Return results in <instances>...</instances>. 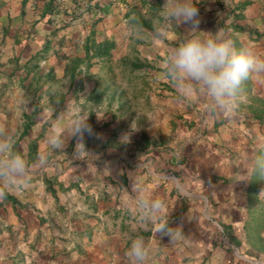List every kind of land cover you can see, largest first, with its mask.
Here are the masks:
<instances>
[{
	"label": "rangeland",
	"instance_id": "rangeland-1",
	"mask_svg": "<svg viewBox=\"0 0 264 264\" xmlns=\"http://www.w3.org/2000/svg\"><path fill=\"white\" fill-rule=\"evenodd\" d=\"M39 1L28 0L25 22L9 12L0 24V127L20 137L15 151L25 159L36 143L35 157L30 152L28 158L31 170H69L79 162L89 173V165L112 160L110 165L121 162L122 178L127 173L126 179L142 174L148 180L143 183L163 180L153 198L223 199L241 244L264 256L257 251L264 250V177L250 176L249 167L250 157L264 150V73L246 82L231 113L209 111L206 99L186 100L162 77L163 58L188 38L187 25L173 24L153 39L164 0H97L103 10L96 13L90 12L92 0H48L44 8ZM193 2L201 19V32L193 35L222 34L237 49L264 59V0ZM104 4L113 6L108 17ZM133 18L148 40L126 33L125 21ZM90 25L96 29L88 36ZM71 105L90 114L94 132L85 134L90 155L80 160L73 159L75 139L63 152L47 141ZM125 134L129 140L121 142ZM40 158L47 160L43 167ZM216 206L209 203L208 211Z\"/></svg>",
	"mask_w": 264,
	"mask_h": 264
},
{
	"label": "crops",
	"instance_id": "crops-1",
	"mask_svg": "<svg viewBox=\"0 0 264 264\" xmlns=\"http://www.w3.org/2000/svg\"><path fill=\"white\" fill-rule=\"evenodd\" d=\"M27 2L0 0V24L9 12L25 22ZM45 2L39 1L42 8ZM92 2L91 13L103 10L99 1ZM112 8L104 4L106 17ZM95 27L90 25L86 35L93 34ZM29 149L25 153L28 164ZM111 161L89 165V173L79 162L69 170L33 171L29 165L28 187L9 191L0 199V264H128L126 252L137 237L152 243V264H264V256L252 254L254 246L241 244L230 213L221 205L223 199H162L169 221L173 227H182L185 238L175 244L166 236L160 239L150 224L139 222L129 201L136 195L133 183L139 192L151 196L163 180L153 177L157 180L143 183L148 180L142 174L126 179L127 173L122 178L121 162L110 165ZM162 188L170 192L166 184ZM209 203L217 205L214 213L208 211ZM248 220V227L253 228L255 218L251 215Z\"/></svg>",
	"mask_w": 264,
	"mask_h": 264
},
{
	"label": "clouds",
	"instance_id": "clouds-1",
	"mask_svg": "<svg viewBox=\"0 0 264 264\" xmlns=\"http://www.w3.org/2000/svg\"><path fill=\"white\" fill-rule=\"evenodd\" d=\"M201 19L198 6L193 0H164L160 6L155 24L153 39L165 34L173 24L187 25V39L169 50L162 60V77L167 80L186 100L196 97L207 100V109L220 113H231L244 96L247 81L264 73V59L251 49H237L233 42L219 33L204 32L205 35H193L199 30ZM126 33L140 40H148L140 23L133 19L125 21ZM54 111V109H49ZM89 115L78 106L66 107L61 123L53 125L47 141L54 151L63 152L68 142L76 140L73 159H82L90 155L85 144V134H94L89 124ZM97 119H103L99 114ZM129 135L122 137L123 142ZM47 160L40 158L41 167ZM250 176L264 177V150L250 157ZM30 169L26 159L15 151L14 135L0 127V199L7 192L27 188ZM245 180H250L246 178ZM136 192L129 204L136 209L141 224H150L151 231L160 239L168 237L170 243L183 240L181 226L173 227L167 216L164 200L142 194L132 184ZM259 196H264V189ZM128 264H152L154 249L150 241L143 237L133 239L126 252Z\"/></svg>",
	"mask_w": 264,
	"mask_h": 264
},
{
	"label": "trees",
	"instance_id": "trees-1",
	"mask_svg": "<svg viewBox=\"0 0 264 264\" xmlns=\"http://www.w3.org/2000/svg\"><path fill=\"white\" fill-rule=\"evenodd\" d=\"M233 11L232 12H235L234 9H232ZM233 28L235 30H239V31H245V32H250V29H247V28H244V27H240V26H237V25H233ZM26 130V129H25ZM26 131L23 132V134L25 133ZM30 152H31V158H34L35 155H36V143L33 142L31 143V146H30Z\"/></svg>",
	"mask_w": 264,
	"mask_h": 264
}]
</instances>
